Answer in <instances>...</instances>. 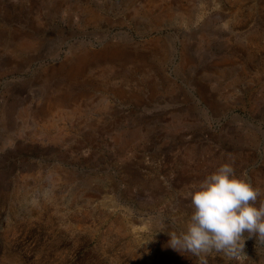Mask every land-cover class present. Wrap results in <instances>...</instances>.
I'll use <instances>...</instances> for the list:
<instances>
[{"label": "rangeland", "instance_id": "374dc122", "mask_svg": "<svg viewBox=\"0 0 264 264\" xmlns=\"http://www.w3.org/2000/svg\"><path fill=\"white\" fill-rule=\"evenodd\" d=\"M225 162L264 200V0H0V264H200Z\"/></svg>", "mask_w": 264, "mask_h": 264}, {"label": "clouds", "instance_id": "9594fccd", "mask_svg": "<svg viewBox=\"0 0 264 264\" xmlns=\"http://www.w3.org/2000/svg\"><path fill=\"white\" fill-rule=\"evenodd\" d=\"M261 194L246 173L237 175L233 163H223L188 193L193 210L185 230L170 233V246L200 264H207L213 252L239 259L247 238L264 242V200L257 203Z\"/></svg>", "mask_w": 264, "mask_h": 264}, {"label": "bare ground", "instance_id": "6f19581e", "mask_svg": "<svg viewBox=\"0 0 264 264\" xmlns=\"http://www.w3.org/2000/svg\"><path fill=\"white\" fill-rule=\"evenodd\" d=\"M132 46V45H131ZM121 49V48H120ZM129 50V49H128ZM113 51V50H112ZM118 53V52H117ZM107 54V53H106ZM105 54V55H106ZM92 55V54H91ZM98 55H100V54H98ZM96 56V55H95ZM81 57V56H80ZM130 59V58H129ZM103 60V59H102ZM110 60V59H109ZM122 65V64H121ZM126 66H127V64H126ZM128 68V67H127ZM122 70V69H121ZM121 72V71H120ZM118 74V73H117ZM114 188V187H113Z\"/></svg>", "mask_w": 264, "mask_h": 264}]
</instances>
